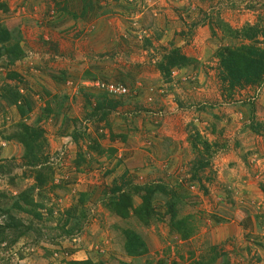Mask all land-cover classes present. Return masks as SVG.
I'll return each instance as SVG.
<instances>
[{
  "label": "rangeland",
  "instance_id": "1",
  "mask_svg": "<svg viewBox=\"0 0 264 264\" xmlns=\"http://www.w3.org/2000/svg\"><path fill=\"white\" fill-rule=\"evenodd\" d=\"M95 1L85 9L82 0H0L6 9L0 22L23 51L12 66L0 59V94L10 87L28 101L23 122L39 120L52 172L50 184L32 194L44 206L42 219L12 213L27 234L0 245V264H209L214 255L212 264H264V85L226 90L214 54L239 42L204 26L221 20L264 34V0ZM173 49L195 65L165 80L157 64ZM89 76L128 91L109 96L121 105L106 124L85 121L87 101L91 108L99 94L86 85ZM21 121L0 95V163L9 169L0 175V206L34 184L22 166V146L8 139ZM92 139L103 155L88 151ZM200 160L206 167L194 177ZM126 182L178 189L185 196L180 214L193 218L194 237L180 241L166 222L145 227L111 216L102 204ZM83 193L86 219L67 236L66 212ZM130 229L145 241V256L125 254L123 231Z\"/></svg>",
  "mask_w": 264,
  "mask_h": 264
},
{
  "label": "trees",
  "instance_id": "2",
  "mask_svg": "<svg viewBox=\"0 0 264 264\" xmlns=\"http://www.w3.org/2000/svg\"><path fill=\"white\" fill-rule=\"evenodd\" d=\"M85 9H93L97 3L95 0H82ZM0 10L6 12L3 4H0ZM215 24L207 22V26L211 35H216L217 31L223 35V38L231 42H239V45L220 46L214 58L218 63V81L226 86V90H243L245 88L259 90L264 85V34L258 28L247 26L243 30H233L221 20L214 21ZM262 37V42L258 39ZM248 42V44L244 43ZM23 55L19 43L13 37V34L0 22V59L5 58L8 64L12 66L16 61L20 60ZM194 60L187 58L181 54L179 49H173L164 54L157 64V70L161 77L165 80L170 78L173 71L182 70L194 64ZM195 65V64H194ZM10 80H15L16 75L11 74ZM87 82H95L100 80L96 77H88ZM103 83V82H102ZM99 94L95 97L94 105L89 108L85 121H93L94 123H107V119L121 105L118 100H112L108 93L95 89ZM2 102L6 106L14 107L22 120L16 124V131L9 136L8 139L14 140L22 146V166L30 172V177L34 180V184L23 191H20L15 197L8 198L10 206H0V212L6 217V223L0 225V245L7 244L8 247L16 244L18 240L27 234L20 221L16 220L13 212H24L32 216L35 220L42 219L40 210L44 209L42 203H37L33 199V192L43 190L52 181L51 168L47 166V155L44 151L47 142L43 136V131L37 127L39 120L33 125L25 124L24 119L30 114L31 107L27 100L20 96L17 90L7 88L5 92H1ZM88 99V97H86ZM20 102H22L20 104ZM47 114L51 113L48 104L45 106ZM77 142L78 134L76 130L72 135ZM122 140L125 136H121ZM196 142H200L204 147L209 148L207 143L200 141V137L196 136ZM88 151L96 155H103L105 150L101 148L97 140L92 139L88 144ZM110 154L115 150L108 149ZM84 163V158L80 154L78 157L77 168ZM197 167L193 170L195 173L203 170L206 163L199 161ZM8 166L0 163V175L8 172ZM26 176V175H25ZM28 177V176H27ZM195 179V178H194ZM12 183V182H11ZM264 195V185L260 187ZM89 194H80L78 203L72 206L66 212V220L64 227L70 223L65 235L71 236L74 232H78L86 219L84 205ZM5 196H3L4 198ZM0 198V204L5 199ZM185 196L179 194L178 189H174L161 184L153 183L146 185L131 186L128 182L122 186L111 188L110 194L104 200L102 206L111 215L118 219L129 220L133 218L138 224L149 227L150 225L166 222L170 233L174 234L180 241H188L194 237L196 226L191 216H182L180 209L184 204ZM135 199H139L137 203ZM161 203V207L155 204ZM79 211L77 212V209ZM163 210V213L160 211ZM124 252L130 258H139L145 256L148 252L147 246L143 238L134 231L124 230ZM211 259L209 264L214 263L216 257ZM69 264H94L90 260L82 262H69ZM202 264V263H201Z\"/></svg>",
  "mask_w": 264,
  "mask_h": 264
},
{
  "label": "built area",
  "instance_id": "3",
  "mask_svg": "<svg viewBox=\"0 0 264 264\" xmlns=\"http://www.w3.org/2000/svg\"><path fill=\"white\" fill-rule=\"evenodd\" d=\"M69 84V83H68ZM87 86L94 87L95 89L102 90L110 96H125L128 94L127 89L120 84H105L99 81L95 82H86Z\"/></svg>",
  "mask_w": 264,
  "mask_h": 264
},
{
  "label": "clouds",
  "instance_id": "4",
  "mask_svg": "<svg viewBox=\"0 0 264 264\" xmlns=\"http://www.w3.org/2000/svg\"><path fill=\"white\" fill-rule=\"evenodd\" d=\"M126 96V95H125ZM120 97H123V96H120Z\"/></svg>",
  "mask_w": 264,
  "mask_h": 264
}]
</instances>
